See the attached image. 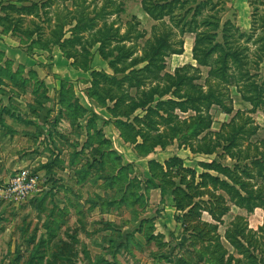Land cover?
<instances>
[{"label":"rangeland","instance_id":"obj_1","mask_svg":"<svg viewBox=\"0 0 264 264\" xmlns=\"http://www.w3.org/2000/svg\"><path fill=\"white\" fill-rule=\"evenodd\" d=\"M119 1L125 11L118 14V3L111 5L108 0H58L45 10L50 15L27 17L21 28H33V22L42 24L43 43L49 38L56 20L64 21L68 12L83 10L90 17L98 14L95 23L99 27L106 22L120 28V35L127 36L131 41L128 45L138 56H142L146 43L152 42L165 28L144 16L137 17L136 14H141V0ZM261 2L229 0L220 14L221 25L231 21L241 32L248 34L254 25V9L258 7L259 14L264 15V4ZM48 17L51 21L44 22ZM136 22L139 23L137 27ZM262 23V19L255 22L259 35L262 34ZM2 30L0 27V53L11 50V57H14L13 53H23L32 58L36 56V62L49 66L51 56L46 51L32 48L24 38L3 34ZM256 40L255 37L249 45H245L250 49V58L256 53L253 43ZM182 41L183 54L168 56L165 72L172 74L178 67L186 65L198 68V72L189 71V75L195 78V85L201 86L205 92L210 88L218 89L226 105L231 100L233 102L234 112L231 115L216 106L211 107L212 132H220L223 139L234 130H242L236 146L228 151L218 149V156L194 155L188 148H179L174 143L165 150L157 149L147 158L139 157L134 146L119 140V131L113 120L101 118L106 108L97 104L95 96L90 98L88 81H63L62 99L55 94L47 99L41 90L37 91L38 85L29 79L27 70L23 71L19 61H9L0 54V264H207V257L199 253L206 244L191 243L183 232L182 224L176 221L178 214L171 189L162 200L160 190L147 183L151 179L148 162L155 160L163 163L178 156L186 168H193L200 174V162L217 160L230 168L233 177L244 182L249 191L264 189L260 169L255 165L260 155L264 154V114L253 112L250 104L242 101L234 87L209 76L210 67L196 65L192 59L194 35L171 38L176 50L180 49ZM230 41L233 46L244 44L243 40L236 42V36ZM96 67L100 69L99 65ZM261 68H264V63L260 69L252 65L251 74L261 75ZM42 69L48 72L46 68ZM106 72L112 74L110 70ZM232 72L237 75L238 69L232 67ZM107 90L114 97L126 92L123 87L100 80L98 93L104 99ZM129 93L134 95L135 90H129ZM34 99L39 104L47 99L46 102L54 107V111L46 108L41 112L42 131L35 135L37 137L28 135L27 130L31 126L26 124V117L30 116L28 105L34 103ZM57 102H63L62 109L55 108ZM104 102L108 107L112 106ZM38 112L34 110L35 115ZM179 115L184 119L190 114ZM33 127L32 134H36L37 126ZM205 135L191 142V146L197 149ZM241 168L245 169L248 177L242 174ZM23 171L37 174L40 185L24 201L11 203L4 199L3 190ZM211 174L217 176L214 172ZM220 178L226 180L224 176ZM237 217L246 220L248 228L254 232L264 225V210L256 209L248 214L231 206V212L216 234L223 237ZM202 219L216 224L207 214H203ZM238 223L245 224L243 221ZM221 240L228 252L233 253L230 245Z\"/></svg>","mask_w":264,"mask_h":264},{"label":"trees","instance_id":"obj_2","mask_svg":"<svg viewBox=\"0 0 264 264\" xmlns=\"http://www.w3.org/2000/svg\"><path fill=\"white\" fill-rule=\"evenodd\" d=\"M56 1L1 0L2 33L24 38L32 48L46 52L58 47L66 59L73 61L75 69L91 72L90 98L95 96L97 104L107 109L120 138L134 146L141 157L147 158L157 149L165 150L174 143L179 148H188L194 155H217L220 148L226 151L234 148L241 133V129L234 130L222 139L220 132H212L214 121L210 115L211 107L216 106L231 115L234 112L233 102L231 100L226 105L218 89L210 88L205 92L201 86L195 85V78L189 75V71L198 72V68L186 65L175 69L172 74L165 72L166 58L183 53V41L180 49L176 50L171 42L172 37L194 35L192 58L196 65L210 67L209 76H215L220 83L234 87L242 101L250 104L253 112L261 111L264 114V68H261V75H252L250 70L252 65L260 69L264 63V15L259 14L258 7L252 14L254 25L246 34L231 21L221 25L220 14L229 0H142L144 13L153 21L161 23L165 31L152 42H147L143 55L138 56L128 45L130 39L120 35V28L106 22L99 27L95 23L98 14L90 17L83 10L68 12L64 21L56 20L49 38L43 43L45 35L42 24L33 22V28H21L27 17L50 15L45 10L50 9ZM108 1L111 5L118 3L116 13H124L121 1ZM258 19L263 20L260 35L255 27ZM43 21L49 23L51 19ZM135 25L137 27L139 23ZM234 36L236 42L243 40L244 44L233 46L230 40ZM255 37L257 40L253 43L256 45V53L250 58V49L245 45H249ZM96 53L107 62L112 74L93 70ZM232 67L238 69L237 75L230 73ZM100 80L123 87L126 92L114 97L107 90L104 99L98 93ZM129 90H135V94L131 95ZM102 99L112 106L108 107ZM179 114L190 115L182 119ZM204 133L206 135L200 140L202 144L197 149L191 146L190 143ZM221 143L226 145L222 146ZM260 156L255 165L259 167V175L264 180V154ZM198 166L202 170L200 174L193 168H186L184 161L177 156L164 163L151 160L148 162L151 179L147 183L160 190L162 200L171 189L178 214L175 216L176 221L182 224L183 232L188 235L191 243L206 244L200 248L199 253L207 257V264H264V225L254 232L248 228L246 220L237 217L223 237L216 234L224 218L231 212V206L248 214L254 213L256 209L264 210V189L249 191L244 182L233 177L230 168L224 167L217 160L200 162ZM241 169L242 174L248 177L245 169ZM203 214H207L216 224L204 222ZM239 221L245 224L240 225ZM223 238L233 253L228 252L221 240Z\"/></svg>","mask_w":264,"mask_h":264},{"label":"crops","instance_id":"obj_3","mask_svg":"<svg viewBox=\"0 0 264 264\" xmlns=\"http://www.w3.org/2000/svg\"><path fill=\"white\" fill-rule=\"evenodd\" d=\"M140 12H141V14H136V15H138L137 17L140 18V16H144L145 18L151 20L152 22H155L152 19H150L148 17V15H146V13H144V11L142 10V0H141V3H140ZM137 17L135 16V18H137ZM155 23H157V22H155ZM8 35L12 36L11 34H8ZM10 52H11V50H10ZM10 52L8 50H4L1 53L4 55V57H7V59L9 61H19V63L22 65L23 71H24V69L27 70L29 79L32 80L33 82H36V84L38 85V90L37 91L41 90L42 93L45 94L47 99H49V98L51 99L50 95H52V94L53 95L55 94L56 96L59 95L60 98L62 99V96H63V91H62V86H63L62 84L63 83L62 82L63 81L67 82L68 80H71L72 83H75L76 80L85 79V81L89 82L88 84L91 87V84H90V82L92 80L91 72L85 73V72H82L80 70L75 69L72 66V63H71L72 60L66 59L58 47H54L51 52H46L47 55L51 56V62H50L48 67H45L42 64H40L41 62H39V63L36 62V60H37L36 56H34V58H32L30 56L29 57L26 56V54L24 55L23 53H13L14 57H11L10 56V54H11ZM181 55H174V56H181ZM96 65H99L100 69H98L96 67ZM42 68H46V71H48V72L45 73V70L42 69ZM92 68H93L94 71H104V72H106L107 70H110L109 67H108L107 62H105L97 53L94 56L93 63H92ZM178 68H180V67H178ZM106 73H108V72H106ZM80 81L81 80H79V82ZM59 82H60V85H58ZM34 94H35V92L32 91V95L33 96H34ZM47 99H45V103H43V104L42 103L41 104L37 103L36 99H34V103L32 102V103H30L28 105V108L30 110V116L26 117V119H27L26 120L27 121L26 124L28 126H31L30 130H27L30 133V134H28V133L27 134L30 135L31 137H37L35 135L40 133V130L42 128V124H41L42 122L40 121L41 112H43L44 109H46V108L50 109V111H51V109H52V111H54L53 105L50 102H46ZM57 103H56L55 108L58 109V107H59V108L62 109V103L63 102L58 103V104ZM34 110H39L37 115L34 114ZM104 114L105 115L101 117L102 119H104L106 121H110L112 119V117L109 114V112L107 111V109H105V113ZM62 115H65V114L63 113ZM43 122H45V121H43ZM109 123H111V122H109ZM33 126H37L36 130H38V131L36 132V134H32V133H34L32 131V128H34ZM42 137H44L43 133H42L41 138ZM118 138H119V140H121L123 142V144H127L120 138V133H118ZM134 150H135V148H134ZM138 156L140 157L139 154H138ZM223 240L225 241L224 238H223Z\"/></svg>","mask_w":264,"mask_h":264},{"label":"built area","instance_id":"obj_4","mask_svg":"<svg viewBox=\"0 0 264 264\" xmlns=\"http://www.w3.org/2000/svg\"><path fill=\"white\" fill-rule=\"evenodd\" d=\"M40 178L37 174L23 171L17 174L3 190L4 199L19 203L38 190Z\"/></svg>","mask_w":264,"mask_h":264}]
</instances>
